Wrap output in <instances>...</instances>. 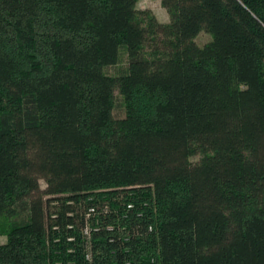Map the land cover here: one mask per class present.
Segmentation results:
<instances>
[{"label": "trees", "instance_id": "obj_1", "mask_svg": "<svg viewBox=\"0 0 264 264\" xmlns=\"http://www.w3.org/2000/svg\"><path fill=\"white\" fill-rule=\"evenodd\" d=\"M138 1L0 0V264H264V0Z\"/></svg>", "mask_w": 264, "mask_h": 264}, {"label": "rangeland", "instance_id": "obj_2", "mask_svg": "<svg viewBox=\"0 0 264 264\" xmlns=\"http://www.w3.org/2000/svg\"><path fill=\"white\" fill-rule=\"evenodd\" d=\"M136 8L138 10H149L155 16L158 22L166 24L169 22V15L166 9L162 5V0H139L137 2ZM212 37L202 31L200 32L197 37L195 38V43L199 47H203L204 45L211 42ZM126 67V55L124 51L121 52L119 64L116 67L108 68L106 72L108 75L114 76L116 75L117 71L121 68L124 69ZM116 98V108L114 110V117L115 118H122L124 117V109L122 107L121 98L118 92H115ZM201 154H195L193 157L190 158V161L195 164L201 160ZM41 188L45 187V183L43 181L40 182ZM5 239L4 236H0V241Z\"/></svg>", "mask_w": 264, "mask_h": 264}, {"label": "built area", "instance_id": "obj_3", "mask_svg": "<svg viewBox=\"0 0 264 264\" xmlns=\"http://www.w3.org/2000/svg\"><path fill=\"white\" fill-rule=\"evenodd\" d=\"M92 211V210H91ZM83 235L84 237L86 238V248H87V252H86V260L87 261H90V258H91V255H90V252H89V247H90V242H89V239H90V230L88 227H86L84 230H83Z\"/></svg>", "mask_w": 264, "mask_h": 264}, {"label": "crops", "instance_id": "obj_4", "mask_svg": "<svg viewBox=\"0 0 264 264\" xmlns=\"http://www.w3.org/2000/svg\"><path fill=\"white\" fill-rule=\"evenodd\" d=\"M6 243V238L0 241V245H3Z\"/></svg>", "mask_w": 264, "mask_h": 264}]
</instances>
